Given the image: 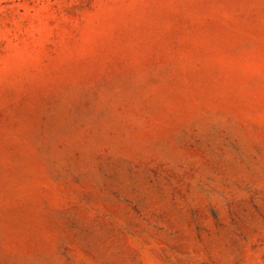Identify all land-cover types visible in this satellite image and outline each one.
Instances as JSON below:
<instances>
[{"label": "rangeland", "instance_id": "obj_1", "mask_svg": "<svg viewBox=\"0 0 264 264\" xmlns=\"http://www.w3.org/2000/svg\"><path fill=\"white\" fill-rule=\"evenodd\" d=\"M0 264H264V0H0Z\"/></svg>", "mask_w": 264, "mask_h": 264}]
</instances>
